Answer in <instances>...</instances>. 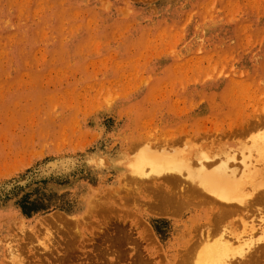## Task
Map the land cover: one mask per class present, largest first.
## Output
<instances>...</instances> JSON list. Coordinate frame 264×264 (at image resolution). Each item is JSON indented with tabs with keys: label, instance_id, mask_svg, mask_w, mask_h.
Segmentation results:
<instances>
[{
	"label": "rangeland",
	"instance_id": "obj_1",
	"mask_svg": "<svg viewBox=\"0 0 264 264\" xmlns=\"http://www.w3.org/2000/svg\"><path fill=\"white\" fill-rule=\"evenodd\" d=\"M252 124L264 132V0H0V264H191L220 226L259 231L264 177L229 214L184 177L190 206L121 168L159 143L236 149ZM257 231L232 264H264Z\"/></svg>",
	"mask_w": 264,
	"mask_h": 264
},
{
	"label": "bare ground",
	"instance_id": "obj_2",
	"mask_svg": "<svg viewBox=\"0 0 264 264\" xmlns=\"http://www.w3.org/2000/svg\"><path fill=\"white\" fill-rule=\"evenodd\" d=\"M258 122V121H257ZM255 123V124H259L260 122H258V123ZM248 123L250 124V122H247V125H248ZM252 123V122H251ZM253 126H248L246 129L245 128H243L242 130H243V132H244V130H246L245 132H247V130H248V132H247V134L249 133V135L247 136V138H248V143H245L246 145H242V144H240L239 146H237L238 148H236V149H228V150H219V151H216V152H213V151H209V153L207 152V153H205V152H199V153H195V152H193V150H191L190 148H186V149H183L182 151H172V150H170V147H169V145L167 144V143H165V144H160L159 143V145H156V146H159V147H155V143H154V148H153V145H152V148H150V150H154L155 148L156 149H158V150H156L155 149V151L153 152H148V150H146V151H144V152H142V153H139V154H136L133 158H128V159H126L124 162H122V171L123 172H128L130 175H132V176H130V177H128V176H126V177H128V179L129 178H131V182L133 181L134 182V177L136 178V177H146V178H149V177H147V176H151V177H153L154 179L157 177V178H159V177H162L163 178V180H165L166 181V184H167V182L170 184H173V185H169L168 184V186L169 187H171L170 189H174V188H176L177 190H175L176 191V194H178L179 192H182L183 191V189L184 190H186L188 187L187 186H193V185H191L190 183V185H188L187 184V180H189V182H191L192 184H195L196 186V188L197 189H199L200 191L202 190V191H204L205 193H207V195H211V198H212V196L213 197H215L216 199H217V201H219V203H221V205H219V203L216 201V204L215 205H219L221 208H222V206L223 205H226V208L228 207L229 209H232V207L231 206H233V205H235V204H239V205H241V204H243L244 203V201H245V198H244V192H243V190L245 189V187L246 186H251V187H253V186H255L254 184H255V182L256 181H258V179H262V177H264L262 174H261V172L260 171H258V169L252 164V163H249L247 160H246V155L247 156H249V155H253L254 153L256 154V155H258V157L260 158V159H262V160H264V132L263 131H260L259 130V132H261L260 134H258V132H257V135H253V133L255 132V127H256V125L254 126V124H252ZM261 125V124H260ZM246 126V125H245ZM250 127L252 128V129H250ZM254 127V128H253ZM257 128V127H256ZM241 130V131H242ZM252 130H254V131H251ZM262 130V129H261ZM240 131V129H239V132H241ZM242 132V133H243ZM263 132V133H262ZM241 133V134H242ZM250 133H252V134H250ZM238 134H240V133H238ZM243 134H245V133H243ZM243 134H242V136H240L239 135V137L241 138V137H246V136H243ZM246 134V135H247ZM256 134V133H255ZM238 136V135H237ZM239 138V139H240ZM242 139H244V138H241V140ZM245 140V139H244ZM144 143H146V142H144ZM144 143H142L141 145H144ZM163 143V142H162ZM135 145V144H134ZM140 145V146H141ZM149 145V144H148ZM161 145V146H160ZM138 145H136L135 147L138 149L140 146H138ZM246 146V147H245ZM130 148V147H129ZM136 148H135V150H134V147H133V152L135 153L136 152ZM242 148H244V149H242ZM131 149H132V146H131ZM144 149V148H143ZM244 151H246V152H244ZM132 152V153H133ZM132 153H130V154H132ZM131 157V156H130ZM253 158V157H252ZM252 160V159H251ZM236 162H237V165H235L236 164ZM250 162H254V161H250ZM256 164V163H255ZM262 164V163H261ZM263 165V164H262ZM261 166V165H260ZM259 167V166H258ZM261 167H263L264 168V166H261ZM263 172V174H264V170H262ZM156 176V177H155ZM125 177V178H126ZM150 177V178H151ZM180 177H182V179H183V177H184V179L186 180H184L183 182L184 183H186L187 184V186H186V184H183V186H182V184H181V186L182 187H180V188H178L179 186H180V184H178L179 182H181L182 180H181V178ZM125 178H124V180H125ZM133 178V179H132ZM151 179L152 181L154 180V179ZM157 178H156V181H157ZM180 178V179H179ZM138 179V178H137ZM139 179H141V178H139ZM159 179H161V178H159ZM180 181H179V180ZM127 180V179H126ZM150 180V179H149ZM151 180L150 181H144V179H143V181H142V179H141V181L142 182H144V183H147V185H149V182H151ZM163 180H162V182H163ZM126 182V181H125ZM130 182V183H131ZM133 182L131 183V184H133ZM136 182H137V180H136ZM138 182H139V180H138ZM182 183V182H181ZM127 184H129V183H127ZM134 184H136L135 182H134ZM176 184H178V187H177V185ZM184 185L187 187H184ZM151 186V184L148 186V187H150ZM146 187V186H145ZM160 186L158 185V190L160 189L161 190V194H163L162 193V188H159ZM172 187H174V188H172ZM184 187V188H183ZM190 187L188 188L189 190H190ZM195 187H193V189L195 188ZM199 187V188H198ZM155 188V189H156ZM181 188H183L182 189V191H180L179 189H181ZM149 189H152V191H153V193L154 194H156L157 193V195H160L159 194V192H154V190H153V188H149ZM156 189V190H157ZM192 188H191V190H193ZM263 189H264V187H263ZM179 190V191H178ZM191 190H190V192H191ZM197 191V193H198V195L201 193L200 191ZM171 190H169V192H170ZM174 191V190H173ZM171 192L172 194L173 193H175V191L174 192ZM178 191V192H177ZM187 191V190H186ZM194 191H196V189L194 190ZM194 191H193V193H194ZM257 191H258V188H257ZM148 192H149V194H151V195H153L154 196V194L153 193H150L151 192V190L149 191L148 190ZM164 192V195H166L165 194V191H163ZM169 192L167 193V194H169ZM200 192V193H199ZM249 192V191H248ZM261 192V191H260ZM259 192V193H260ZM186 192H182L181 194H182V196H184L183 194H185ZM191 193V195H190V193H186V195L189 197V199H187V204H185L184 203V206L183 207H185V205H187V206H190V205H192V203L190 202L191 200H190V196L192 197L194 194H195V196H196V194L197 193ZM193 194V195H192ZM204 194V193H203ZM262 194V193H261ZM263 194H264V192H263ZM164 195H162L163 197H165ZM179 195V194H178ZM197 195V196H198ZM207 195H203V196H206L205 198H207ZM153 196H151V197H153ZM167 196V195H166ZM175 195H173V196H171V194H170V196L169 197H167V198H164L163 199V197L162 198H160V200L162 201V199L164 200V201H160L163 205L164 204H166L167 202H168V199H169V203H170V205H168V203H167V205H165V206H167V207H169V206H171V200H172V202H175V198H173V199H171L170 197H174ZM194 196V197H195ZM196 196V197H197ZM201 196V195H200ZM202 196V197H203ZM156 196H154V198L153 199H157V197L155 198ZM158 197H160V196H158ZM195 197V198H196ZM186 198V197H185ZM195 198L193 199V200H195ZM198 198V197H197ZM196 198V199H197ZM205 198L203 199V200H201L200 202H204V201H206V203H209V204H211V201L213 202V201H215V199L214 198H212V199H214V200H211V198L210 197H208L207 198V200H205ZM210 198V199H209ZM113 199V198H112ZM159 199V198H158ZM167 199V200H166ZM182 199H184V197L182 198ZM182 199H180V197H178V204L180 203V201L182 200ZM263 199V198H262ZM208 200H210L209 202H208ZM177 201V200H176ZM184 201V200H183ZM183 201H181V203L183 202ZM193 202V201H192ZM199 204H201L200 202H199V200L197 201ZM157 203H159V202H157ZM161 203H159V204H161ZM176 203V202H175ZM179 204L180 206H178V204L176 203V205H172L173 207H175V208H178L179 209V207H181L180 209H182L183 207H182V205L183 204ZM190 203V204H189ZM205 203V204H206ZM213 203H215V202H213ZM212 203V204H213ZM218 203V204H217ZM194 204V203H193ZM197 204V203H196ZM196 204H194V205H196ZM199 204L197 205V206H199ZM203 204V203H202ZM208 204V205H209ZM246 204V203H245ZM152 205V207H157L158 208V204H157V206H153L154 205V203L153 204H151ZM193 205V206H194ZM248 205V204H247ZM164 206V207H165ZM197 206H195V207H197ZM210 206V205H209ZM166 207V208H167ZM200 207V206H199ZM220 207H218L217 206V208H220ZM159 208L160 209H162L163 207H162V205L161 206H159ZM172 208V207H171ZM170 207H169V209H171ZM186 208V207H185ZM184 208V209H185ZM220 208V209H221ZM235 207L233 206V209H234ZM229 209H226L225 210V212H228L229 213ZM174 210H176V209H174ZM174 210H173V212H172V215L174 214ZM223 210V209H222ZM161 211V210H160ZM164 211H166V210H163L162 209V211L161 212H163V214H164ZM170 211V210H169ZM168 211V212H169ZM224 211V210H223ZM222 211V212H223ZM232 211H235V209L234 210H231V212L229 213V214H232L233 212ZM238 211V210H237ZM161 212H160V214H161ZM168 212L166 211L165 213H167V214H164L165 216L166 215H171V214H168ZM200 212V211H199ZM222 212H220V210L218 209V211L217 212H215V213H217V214H220V213H222ZM240 212H241V210H240ZM236 214H237V212H235ZM234 213V214H235ZM163 214H161V215H163ZM224 214V215H223ZM222 215L220 214V215H216L217 217H216V219H218V217H222V216H224V217H227L228 216V214H227V216H225V213H223ZM233 214V215H234ZM264 214V213H263ZM163 215V216H164ZM214 215V214H213ZM212 215V216H213ZM264 216V215H263ZM230 217V215L227 217V218H229ZM214 218H215V216L214 217H212L211 218V220L213 219V223L214 222H216V225H217V221H220V219H218V220H214ZM223 218V217H222ZM263 218V217H262ZM226 219V218H225ZM57 220H59V218L57 219ZM210 220V221H211ZM245 221V220H244ZM228 222V221H227ZM264 222V221H263ZM60 223H61V221H60ZM73 223V222H72ZM198 223V222H197ZM196 223V224H197ZM211 223V222H210ZM210 223H207V225L208 224H210ZM213 223H211V224H213ZM220 223V222H219ZM218 223V224H219ZM222 223V222H221ZM221 223H220V225H221ZM224 223H225V221H224ZM223 223V224H224ZM251 223V222H250ZM195 224V225H196ZM202 224V223H201ZM210 224V225H211ZM223 224H222V226H223ZM260 224V223H259ZM67 225V224H66ZM69 225H71V224H69ZM205 225V224H204ZM204 225H200V226H204ZM216 225H213V226H215L214 227V229H211V227H213V226H211L210 228H208V226H207V228L208 229H211L210 231H212V230H215V228H218V227H216ZM225 225V224H224ZM230 225V224H229ZM228 225V226H229ZM264 225V224H263ZM262 225V223H261V227H260V229H259V231H257L256 229H255V227L254 226H250V227H246V230H244V232H243V234H244V236H245V239H243L244 238V236H242V237H236L235 236V238H230L231 236H230V234L229 233H227L228 231H226V230H223V231H220V230H222V229H226V227L225 228H221V226L219 227L220 229L218 230L217 229V231L215 230L214 231V233H213V231H212V233H213V235L215 234V233H217V235H216V237H215V235L213 236V238H211V239H213V240H209L208 241V239H209V235L207 234V235H205L206 233H208V231L207 232H205V229H206V227L204 228V227H202V229L204 228V232H205V234H203V235H205L204 236V238H199V240H200V242H199V240H197L198 241V243H197V241L195 242V244L197 245H199V243H200V247H198V245H197V247L199 248L198 250L195 248L194 249V251H196L195 252V256H194V258H193V260H192V254H194V251L192 250L193 249V245H192V243L190 244V245H192V249H191V246H188L187 248L191 251H193V252H191V253H189V250H188V253L186 252V250H184L188 255H190V256H192L190 259L193 261V263H191V264H232L231 263V260H233V259H235V260H237L238 258V256L240 257L241 255H243L242 254V252H243V247L244 246H247V247H249L250 245H252L254 242H251V240H252V235L255 233L254 231H257V232H259V236H262V239L260 240H258V241H256V242H264V241H262V240H264V226ZM197 226V225H196ZM195 226V229H194V232H193V229H192V233L194 234L195 233V231H197V227ZM199 226V229L201 230V227ZM243 227H244V224L242 225ZM69 227V226H68ZM244 227V228H245ZM70 228V227H69ZM228 229H229V227H228ZM232 229V228H231ZM230 229V230H231ZM149 230V229H148ZM199 230V231H200ZM207 230V229H206ZM203 231V230H202ZM219 231V232H218ZM237 231H241V230H237ZM201 232V231H200ZM235 232V231H234ZM233 232V233H234ZM149 233H150V231H149ZM210 234H211V232H209ZM227 233V234H226ZM242 233V232H241ZM70 234V233H69ZM196 234L197 235H200V233L197 231L196 232ZM202 234V233H201ZM229 234V235H228ZM212 235V234H211ZM232 235V234H231ZM256 235V234H255ZM255 235H254V237H255ZM258 235V234H257ZM71 236V235H70ZM185 236H186V234H185ZM194 236V235H193ZM149 237L151 238L152 236H151V234L149 235ZM202 237V236H201ZM214 237H215V239H214ZM195 239H192V241L194 242L195 240H196V238H198V236L197 237H194ZM255 238H257V237H255ZM6 239V238H5ZM185 240H186V238H185ZM243 240V241H242ZM255 240H257V239H255ZM5 241H7V240H5ZM189 242V241H188ZM6 243V242H5ZM7 243H8V241H7ZM261 246V245H260ZM259 246V247H260ZM263 247H264V244L262 245ZM185 247V246H184ZM262 247V248H263ZM12 250V249H11ZM6 251H8V250H6ZM185 252L184 253H182V251H181V253H182V255L181 254H179V255H181L180 257L182 258V256H183V254H185ZM12 252H10V255H12V254H14V253H12ZM245 253V252H244ZM264 253V252H263ZM7 254L9 255V253L7 252ZM186 254V255H187ZM237 256V257H236ZM245 256V254L243 255V257ZM11 257V256H10ZM8 258V259H12V258ZM237 259H236V258ZM179 258V257H178ZM177 258V259H178ZM14 259V258H13ZM180 259V258H179ZM184 259H186V258H184ZM10 261V260H9ZM182 262V261H181ZM185 262V261H184ZM183 262V263H184ZM187 262V261H186ZM9 263H11V264H14V263H12V262H9ZM179 263H180V260H179ZM182 263V264H183ZM16 264V263H15ZM178 264V263H177ZM181 264V263H180ZM187 264V263H186ZM238 264V263H237ZM242 264H244L243 262H242Z\"/></svg>",
	"mask_w": 264,
	"mask_h": 264
}]
</instances>
